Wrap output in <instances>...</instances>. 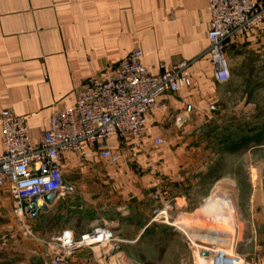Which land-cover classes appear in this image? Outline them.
<instances>
[{
	"label": "crops",
	"instance_id": "1",
	"mask_svg": "<svg viewBox=\"0 0 264 264\" xmlns=\"http://www.w3.org/2000/svg\"><path fill=\"white\" fill-rule=\"evenodd\" d=\"M210 19L208 0H0V113L10 108L24 115L34 142L48 128L54 109L75 105L76 87L134 48L142 50V62L154 74L182 61L190 63L192 84L160 97L167 106L149 116L143 147L122 145L117 136L111 137L109 145L119 156L114 165L97 155L86 160L79 152L65 155L66 191L50 208L81 222L60 226L58 235L67 228L79 235L104 221L115 234L125 227L132 232L117 235V240L140 241L152 223L148 201L152 209L155 192L162 194L185 178L193 166L187 157L191 136L209 119L212 107L216 109L238 84L264 77V22L228 41L231 77L219 82L207 51ZM155 137L164 142L155 145ZM3 151L0 121V154ZM69 186L73 190H67ZM116 198L124 204L117 208L126 220L122 224L113 216ZM79 199L84 204L73 213L69 202ZM18 228L5 193L0 201V244L5 235L12 237L7 246L14 244ZM122 253L111 254L108 264ZM255 264H264V256Z\"/></svg>",
	"mask_w": 264,
	"mask_h": 264
},
{
	"label": "built area",
	"instance_id": "2",
	"mask_svg": "<svg viewBox=\"0 0 264 264\" xmlns=\"http://www.w3.org/2000/svg\"><path fill=\"white\" fill-rule=\"evenodd\" d=\"M208 9L211 19L207 51L214 64L215 79L227 82L231 77L228 41L250 33L264 22V0H208ZM142 57V50L136 47L114 66L106 65L76 87L75 105L54 109L48 128L37 142L31 138L24 115L10 108L1 111L4 151L0 154V201L5 193L9 195L12 211L25 231L28 227L23 224L24 217H31L27 208L32 201L44 203L47 194L66 191L63 163L67 153L79 152L85 160L97 155L117 164L119 156L109 139L117 136L122 145L143 147L149 116L167 106L160 97L192 84L188 61L154 74L143 64ZM187 110L191 111L192 106ZM152 141L160 145L164 139L155 137ZM152 199L155 204L151 221L168 223V201L159 192ZM186 236L193 264H250L245 257L230 253L229 246L199 239L203 233ZM11 238L3 236L1 247H6ZM115 239L114 229L106 224L95 225L79 235L73 229H63L53 250L35 264H73L78 251L109 247ZM198 241L209 246L197 245ZM223 241L235 244L231 239Z\"/></svg>",
	"mask_w": 264,
	"mask_h": 264
},
{
	"label": "rangeland",
	"instance_id": "3",
	"mask_svg": "<svg viewBox=\"0 0 264 264\" xmlns=\"http://www.w3.org/2000/svg\"><path fill=\"white\" fill-rule=\"evenodd\" d=\"M237 87L235 91L230 90L231 93L212 110L201 129L191 136L187 157L193 161V166L186 170L185 178L179 185L176 183L172 188L162 189V197L170 205L169 222L151 221L153 207L150 209L151 203L148 201L147 218L148 222H152L149 225L150 234L143 235L134 244L125 243L117 240V235L121 233L124 236L132 234L125 227L121 233L115 234L116 239L111 246L78 251L73 264H108L109 256L120 251H123L122 257L112 264H142L141 256L153 264H193L186 234L198 233L204 234L205 238L199 237L201 240L208 238L219 245L229 246L230 253L245 257L250 264L259 263L260 257L264 256V142L252 143L236 152H221L220 148L225 142L253 133L264 123V77L251 84H238ZM216 162L220 163V179L211 181L206 177L204 180L202 173ZM219 193L227 195L231 201L227 202L233 207L219 203L214 208L216 212L213 210V213L206 215L207 210L204 209L210 199ZM81 204L84 203L80 199L69 202L73 206V213L81 211L77 208ZM119 206L124 204L116 198L113 216L115 222L122 224L126 220H122V211L117 209ZM196 208H200L199 211H194ZM89 209L92 210L91 207ZM13 217L19 227L17 241L12 246L0 247V256L6 257L0 260V264L41 262V258L53 250L58 228L81 222L75 216L66 219L60 217L57 207L34 220L25 216L23 224L28 227L26 231L20 228L22 222L14 213ZM83 222L86 223V220ZM104 224L103 221L98 225ZM231 230L235 233L234 245L228 241L214 240L216 234H231ZM196 244L202 243L198 241ZM82 252L83 255L80 254Z\"/></svg>",
	"mask_w": 264,
	"mask_h": 264
},
{
	"label": "trees",
	"instance_id": "4",
	"mask_svg": "<svg viewBox=\"0 0 264 264\" xmlns=\"http://www.w3.org/2000/svg\"><path fill=\"white\" fill-rule=\"evenodd\" d=\"M264 142V123L258 127L256 131L253 133H249L247 135H244L241 139H236L230 142H225L222 147L220 148L221 152H236L240 150L241 148L248 147L252 143L255 144H262ZM219 166L220 163L216 162L212 166H209L206 171L202 173V178L205 180L206 177H209L211 181H216L217 179H220V173H219ZM155 226V225H154ZM151 233L150 226H148L145 229V232L143 235H147ZM143 263L142 264H153L152 261L146 260L144 256H141Z\"/></svg>",
	"mask_w": 264,
	"mask_h": 264
},
{
	"label": "bare ground",
	"instance_id": "5",
	"mask_svg": "<svg viewBox=\"0 0 264 264\" xmlns=\"http://www.w3.org/2000/svg\"><path fill=\"white\" fill-rule=\"evenodd\" d=\"M223 194L222 193L216 194V196H214L210 199L209 204L206 206V209H204V210H207V211H205L206 215L210 214V212L213 211L214 208L216 209V207L218 206L219 203H223V204L225 203L224 205H226V207H228V206L233 207L232 205H230V203L227 202V201H230L229 198L227 197V195L224 194V197H223ZM214 211L216 212V210H214ZM211 213H213V212H211ZM215 234L216 233H214L213 235H215ZM234 238H235V233L233 230H231V234H229V233H222V234L218 233V234H216V236L214 237V240H216V241H223V240H228V239L234 240Z\"/></svg>",
	"mask_w": 264,
	"mask_h": 264
},
{
	"label": "water",
	"instance_id": "6",
	"mask_svg": "<svg viewBox=\"0 0 264 264\" xmlns=\"http://www.w3.org/2000/svg\"><path fill=\"white\" fill-rule=\"evenodd\" d=\"M67 190L71 191L73 188L71 186L67 187ZM58 194L56 192H51L47 194L45 197L44 203H39L37 201H32L27 208V212L35 218L40 212H49L51 210L50 206L53 205L57 199H58ZM204 255H208L207 252H204Z\"/></svg>",
	"mask_w": 264,
	"mask_h": 264
}]
</instances>
